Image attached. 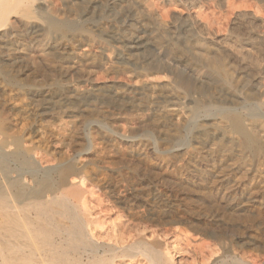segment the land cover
Listing matches in <instances>:
<instances>
[{"label": "bare ground", "instance_id": "bare-ground-1", "mask_svg": "<svg viewBox=\"0 0 264 264\" xmlns=\"http://www.w3.org/2000/svg\"><path fill=\"white\" fill-rule=\"evenodd\" d=\"M24 1L0 0V59L6 62L1 69L10 81L16 79V67L21 68L18 57L29 60V67L35 70L38 56H44L43 51H39L37 38L31 44L32 50L19 45L31 26L30 21L18 20L14 14L15 8ZM170 1L174 5L189 6L194 12L179 15L178 23L171 27L164 19L169 10L156 14L153 4L146 1L141 25L155 26L159 40L165 39L168 29L173 28V47L202 62L217 91L234 104L255 100L263 111L264 54L260 56L257 51L264 52V0ZM114 2L123 6L131 2L142 4L141 0ZM42 3L48 6L49 0ZM133 5L128 9H134ZM231 16L230 25L224 28L223 20ZM75 27L73 20H59L51 15L44 32L65 34ZM132 36L133 32L127 38L132 41ZM179 42L183 47L177 44ZM172 73L177 79L181 77L178 70ZM143 83L152 89H165L170 84L161 86L156 77L149 75H145ZM79 111L85 113L83 108ZM233 111L225 109L223 120L201 128L208 140H218L205 148L203 156L215 158L208 166L221 179L219 183L231 173L243 171L251 176V182L243 188L249 197L257 198L260 190H264V122L256 118L245 120ZM167 112L178 115L176 108ZM166 116L164 113L152 124L160 133L181 137L182 124L168 126L163 122ZM6 124L0 123V264H264L263 254L234 248L222 233L207 224L197 223L188 212L173 204H165L148 180L151 177L148 160L142 158L140 166L131 161L137 152L143 154L140 144L138 149L125 148L99 129L83 138L62 119L58 127L37 130L41 137L52 138L53 150L38 152L36 157L38 137L34 139L27 128L18 130L14 122ZM124 141L134 144L133 139ZM227 144L231 148L226 149ZM233 146L240 153H234ZM166 150L172 152L170 147ZM245 150L252 151L253 156L244 158ZM173 152L176 162L186 161L191 156L184 148ZM115 157L120 161L114 162ZM10 161L28 166L33 177H38L34 184L27 186L20 174L10 177L7 171ZM171 166L166 163L163 173L168 174ZM195 168L202 171L192 184L200 186L199 194L217 208L234 210L237 202L222 197L219 183L210 181L206 170L198 165ZM113 173L116 181H113ZM217 208L212 212L213 217L223 220ZM254 237L257 236L250 235L248 239H258ZM231 250L236 254L231 257L232 262H228Z\"/></svg>", "mask_w": 264, "mask_h": 264}, {"label": "rangeland", "instance_id": "rangeland-1", "mask_svg": "<svg viewBox=\"0 0 264 264\" xmlns=\"http://www.w3.org/2000/svg\"><path fill=\"white\" fill-rule=\"evenodd\" d=\"M42 1L25 0L14 10L18 20L31 22L30 31L24 34L19 45L32 50L31 44L37 38L39 51H43L44 56H38L35 70L30 68L29 60L18 57L16 60L21 68L18 70L16 67L14 71L15 81L4 75L1 68L6 62L0 59V123L14 122L18 130L27 128L34 139L38 137L36 157L38 152L53 150L50 146L52 138L41 137L37 130L58 127L62 119L69 129L78 130L83 138L99 129L125 148L143 147V154L137 152L131 161L140 166L142 158L148 160L151 175L148 180L165 204H173L188 212L197 223L207 224L222 233L234 248H244L246 252L258 253L259 256L263 254L261 259L264 262V190H260L257 198L249 197L243 185L251 182V176L243 171L231 173L229 178L219 183L221 179L208 166L215 158L211 160L203 156L205 148L218 140H208L201 132L202 127L223 120L227 108L245 120L256 118L262 122L264 110L255 104V100L234 104L217 91L210 81L212 77L207 67L173 47V28L168 29L165 39L159 40L155 26L141 25L144 18L141 12L146 1L153 4L156 14L169 10L164 19L171 27L178 23L179 15L184 16L194 10L189 6L174 5L170 0H141V5L131 2L125 6L114 0H49L48 6ZM132 5L134 9H128ZM51 15L59 20L71 19L76 27L65 34L45 33L47 19ZM231 21L232 16L223 20L224 28ZM131 32L132 41L127 38ZM182 42L177 44L183 47ZM85 49L87 51L83 52ZM257 53L260 56L264 54L262 49ZM162 66L169 69H161ZM177 70L181 73L178 79L172 73ZM145 75L156 77L161 86L170 84L165 89H152L143 83ZM79 108L85 109V113L82 114ZM171 108L178 109V115L168 113ZM164 113L167 116L163 122L168 126L182 124L181 137L160 133L152 124ZM127 138L133 139L134 144L124 141ZM166 147H170L172 152ZM181 148L189 150L191 156L186 161L176 162L173 150ZM228 148L231 147L227 144ZM232 149L234 153H240L234 146ZM243 156L251 158L253 152L245 150ZM115 160L120 161L118 157ZM166 163L172 164L168 174L162 171ZM195 165L206 170L210 181L213 179L219 183L222 197L237 202L234 210L217 208L199 194L200 186L192 184L202 171ZM7 171L10 177L20 174L27 181V186L33 185L38 178L33 177L28 166H21L16 161L8 163ZM112 178L116 181L115 173ZM214 208L219 209L223 220L213 217ZM250 235L258 239H248ZM235 254L231 250L228 262H232L231 257Z\"/></svg>", "mask_w": 264, "mask_h": 264}]
</instances>
